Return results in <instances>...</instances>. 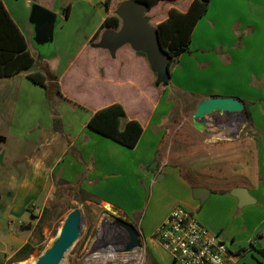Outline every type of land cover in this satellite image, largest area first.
<instances>
[{"label": "crops", "instance_id": "obj_1", "mask_svg": "<svg viewBox=\"0 0 264 264\" xmlns=\"http://www.w3.org/2000/svg\"><path fill=\"white\" fill-rule=\"evenodd\" d=\"M1 1L23 35L35 63L25 72L0 78V132H4L0 133V145L4 146L0 149V190L7 185L6 190L0 192V261L10 258L27 243V238L22 237L26 230L15 226L14 220L20 218L18 224L22 226L21 221L28 219L25 217L29 214L27 207L39 202L53 176L69 185L83 187L104 206L126 216V208L121 205L123 200L125 204L132 201L147 179L153 188L159 174H163L159 182L166 181L165 168H171L163 155H159L158 135L162 131L156 133L162 125V117L167 114L162 113L158 118L169 88L167 83L155 79L152 69L155 57L151 58V52L142 47L134 49L130 34L123 38L118 36L123 21L116 10L125 0ZM106 1L110 4L108 9ZM191 1L178 0V9L186 11ZM11 2L21 5V15L12 10ZM35 3L58 17L54 28L55 45L44 53L37 50L39 56L31 49L34 31L28 22L31 5ZM68 4L69 16L65 18L62 10ZM158 7L159 10L154 11L155 8L149 13L151 21L146 12L142 13V17L148 19V29H155L165 20L171 6ZM109 15L121 20L120 29L104 30L93 40ZM156 16L160 18L155 19ZM136 52L144 53L146 58ZM50 57L55 61L51 62ZM183 59H186V70L179 73L174 69L172 73V76L181 74V79L184 76L190 86V89L181 90L189 92L191 97L200 95L198 102L208 97L240 100L250 115L249 139H255V152L260 156L262 141L258 133L264 136V131H260L264 130V119H259L264 117V0H210L207 13L192 32L189 53L180 56L179 62ZM42 61L50 71L56 66L53 73L65 98L58 106L65 137L52 128L53 116L45 88L29 78L30 74L42 73ZM165 63L163 59V65ZM113 104L123 106L125 121L136 120L142 126L143 132L135 148L124 147L87 127L98 110ZM70 148L74 150L73 163L67 158ZM154 162L157 164L155 171L150 169ZM145 166H149L147 171L153 176L145 172ZM83 173V181L78 183ZM178 177L185 208L195 214L209 233L222 236L234 264L242 252H247L242 251L244 244L256 252L264 248V217L257 224L249 218L257 220V208L252 207L258 205L260 199L264 202V190L255 188L252 183L232 187L197 186L189 184L181 174ZM198 187L210 192L204 201L208 202L206 207L191 197L192 190ZM238 187L248 190L255 200L251 205L238 207V200L230 194ZM249 206L251 208H247ZM171 211L172 208L148 225L146 231L158 230ZM237 214L243 219L235 223ZM252 228L246 238L238 237L237 232Z\"/></svg>", "mask_w": 264, "mask_h": 264}, {"label": "rangeland", "instance_id": "obj_2", "mask_svg": "<svg viewBox=\"0 0 264 264\" xmlns=\"http://www.w3.org/2000/svg\"><path fill=\"white\" fill-rule=\"evenodd\" d=\"M9 5L13 11H18L21 15V5L13 2ZM73 24H76V21ZM54 45L53 42L43 47L34 48V45L31 44V49L39 56L37 50L44 53ZM150 56L153 58L152 54ZM154 57L152 69L156 79L167 83L169 88L167 97L161 103L158 118L162 117V113L166 112L167 114L162 117V125L156 132L159 134L162 131L158 135L159 155H163L167 165L171 167L170 169L165 168L166 181H156L153 188L147 179L144 184L140 185L141 189L133 195L132 201L125 204L126 202L123 200V203L121 200V205L126 208L125 216L124 213L110 206L109 210L105 209L106 205L104 206L95 199L77 202V195L67 189L66 183L59 179L57 181L53 178L49 179L39 202L27 207L30 215L26 213L25 217L28 219L21 221L22 226L18 224L20 218L14 220L15 226L24 227L26 230L22 237L27 238V242H33L35 252L26 260L12 262L11 256L1 260L0 264H34V261L54 242L68 214L74 209H80L83 214L81 235L67 252L61 264H177L155 240L157 230L146 231V227L154 224L171 208L172 210L175 208L187 210L183 202L184 192L178 186L179 174L197 186L232 187L237 184L249 185L252 183L255 188L264 190V136L258 133L262 141V147L259 148L260 156H258L255 152V139H249L247 110L239 113L217 112L205 116L201 120H195L193 114L199 103L197 97L200 95L195 94L194 97H191L189 92L181 90L185 87L190 89L184 76L182 79L179 78L181 74L172 76L174 69H177L179 73L186 70V59L180 63L178 58L170 67V76H168L163 59L156 60V53ZM52 58L50 57L49 60L54 62L55 60ZM53 69L52 72H56V66ZM178 82L180 85L176 87L175 84ZM259 119L262 121L264 117ZM250 126H252V122ZM1 148L4 146L0 145ZM67 158L72 163L74 162V150L69 152ZM3 159H6L5 155H3ZM258 166L260 167L258 168ZM148 168L149 166H145V172L149 176H153L151 172L147 171ZM84 175V173L81 175L78 183L83 181ZM2 187L1 193L6 190L7 185ZM199 202L201 206L208 205V202ZM252 208H257L256 216L258 218L257 220L255 217L249 218L257 224L264 217V202L260 199L259 204ZM234 218L235 223L241 222L243 219L242 215L238 214ZM41 221L44 223L42 230L38 232L36 228ZM118 222L132 225L141 235V237L139 236V248L129 252L124 251L128 236L118 225ZM253 229L237 232V235L242 239L246 238ZM234 232L235 230L232 229L231 233L234 234ZM245 250L247 252H242L237 264H258L260 260L258 253L250 250L247 244H244L242 251ZM0 256L2 257V255ZM109 256H113V258L106 261L101 260V257Z\"/></svg>", "mask_w": 264, "mask_h": 264}, {"label": "trees", "instance_id": "obj_3", "mask_svg": "<svg viewBox=\"0 0 264 264\" xmlns=\"http://www.w3.org/2000/svg\"><path fill=\"white\" fill-rule=\"evenodd\" d=\"M133 1L145 7L146 17L150 21L152 15L149 13L153 9L156 8L154 11L159 10L158 6L160 5L171 6L168 11L167 18L155 26L161 50L167 59L165 70L167 75L170 76V67L180 56L189 53L192 32L198 21L207 13L210 0H192L188 6V9L184 12L178 9V0ZM105 5L107 9L110 7L108 1H106ZM69 11L70 4L63 7L62 15L65 18H68ZM159 18V16L155 17V19ZM120 27L121 20L116 15H109L94 35L93 40L97 39L104 30L118 31ZM136 53L137 55L146 58L144 53ZM34 63L35 60L31 57L27 49V44L23 35L0 0V78L11 77L25 72L31 69ZM40 66L42 73L30 74L29 78L33 83L45 88V95L49 102L50 111L53 116L52 128L60 136L65 137L60 119L58 118L59 102L65 98L61 93L59 85L56 83L57 77L55 73L48 69L46 62L42 61ZM154 76L156 79L155 74ZM125 117L126 113L123 106L120 104H113L98 110L88 122L87 127L90 130L102 135L103 137H106L124 147L132 149L136 147L142 135L143 129L138 121H125ZM248 117L250 120L249 113ZM70 149L73 150V148ZM53 180L57 181L58 178L54 176ZM186 181L191 184L189 180ZM66 186L68 190H72L77 195V202H84L88 199L98 200L95 196L81 189L78 185H69L66 183ZM43 223L44 221H41L37 226L36 230L38 232L42 230ZM34 252L35 245L32 241H28L15 252L11 258V261L18 262L26 260ZM257 253L260 257L258 264H264V248L258 250Z\"/></svg>", "mask_w": 264, "mask_h": 264}, {"label": "water", "instance_id": "obj_4", "mask_svg": "<svg viewBox=\"0 0 264 264\" xmlns=\"http://www.w3.org/2000/svg\"><path fill=\"white\" fill-rule=\"evenodd\" d=\"M145 12V7L135 3L133 0H127L120 4L116 14L122 19L123 27L118 36L123 38L126 34H130L132 37L131 45L134 49L138 50L142 47L144 51H150L152 56H155L156 53V60L163 58L166 60L165 64L167 65V59L161 50L156 30L151 28L149 30L147 26L148 19L142 17V13ZM57 18L54 12L44 7L38 4L31 5L28 22L33 27V43L37 48L53 43ZM244 110L243 103L238 99L208 97L197 104L193 118L201 120L205 116L217 112L239 113ZM156 168L157 164L154 162L150 169L155 171ZM162 178L163 176L159 174L157 180L161 181ZM209 194V190L202 187L192 190L193 198L201 202H204L209 197ZM230 194L238 200L239 208L251 205L252 201H255L249 196V192L245 188H234ZM82 222L83 214L80 209H74L70 212L54 242L37 258L35 264H61L67 252L80 237ZM118 225L128 236L124 251L129 252L139 248V234L133 226L124 222H118Z\"/></svg>", "mask_w": 264, "mask_h": 264}, {"label": "built area", "instance_id": "obj_5", "mask_svg": "<svg viewBox=\"0 0 264 264\" xmlns=\"http://www.w3.org/2000/svg\"><path fill=\"white\" fill-rule=\"evenodd\" d=\"M155 240L177 264H234L222 236L209 233L194 213L182 208L170 212Z\"/></svg>", "mask_w": 264, "mask_h": 264}, {"label": "bare ground", "instance_id": "obj_6", "mask_svg": "<svg viewBox=\"0 0 264 264\" xmlns=\"http://www.w3.org/2000/svg\"><path fill=\"white\" fill-rule=\"evenodd\" d=\"M105 209L109 210V206L106 205V206H105ZM112 258H113V256H109V257H101V260L106 261V260H110V259H112ZM34 262H36V261H34ZM34 264H35V263H34Z\"/></svg>", "mask_w": 264, "mask_h": 264}]
</instances>
